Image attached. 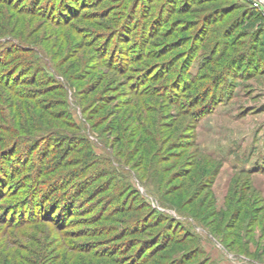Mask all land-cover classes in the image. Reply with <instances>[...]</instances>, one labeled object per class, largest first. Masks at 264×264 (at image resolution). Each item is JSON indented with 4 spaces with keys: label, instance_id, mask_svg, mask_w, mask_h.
I'll list each match as a JSON object with an SVG mask.
<instances>
[{
    "label": "rangeland",
    "instance_id": "1",
    "mask_svg": "<svg viewBox=\"0 0 264 264\" xmlns=\"http://www.w3.org/2000/svg\"><path fill=\"white\" fill-rule=\"evenodd\" d=\"M248 9L0 0V264H255L223 244L264 261Z\"/></svg>",
    "mask_w": 264,
    "mask_h": 264
},
{
    "label": "trees",
    "instance_id": "2",
    "mask_svg": "<svg viewBox=\"0 0 264 264\" xmlns=\"http://www.w3.org/2000/svg\"><path fill=\"white\" fill-rule=\"evenodd\" d=\"M244 19H248V20H250L249 22L250 23H259V22H262V21H264V16L261 14V12L260 11H258V10H255V9H248V10H246L245 11V13H244ZM242 63V62H241ZM205 155V154H204ZM207 155H205V157H206ZM215 233H217V232H215L214 231V233H209V234H212L214 237H215ZM196 234V233H195ZM189 238V237H188ZM221 244H223V242L221 241ZM224 248H226V250L227 251H229V252H231L232 254H234V255H244L245 256V258H249L250 260H263V259H261L260 258V256H258V254H260V252H263V251H260V252H257V251H255L254 250V259H253V257L251 256L252 255V253H251V251H250V249L249 248H244L242 251H237V250H235V251H233V250H231L230 248H229V246L228 245H226V244H223L222 245ZM198 251H201L203 254L205 253V249L203 248V246H199V245H195L194 247H193V249H192V253H191V255H198L199 254V252ZM208 261V262H207ZM207 261L205 262V264H210L211 263V260L209 259V257L207 258Z\"/></svg>",
    "mask_w": 264,
    "mask_h": 264
},
{
    "label": "built area",
    "instance_id": "3",
    "mask_svg": "<svg viewBox=\"0 0 264 264\" xmlns=\"http://www.w3.org/2000/svg\"><path fill=\"white\" fill-rule=\"evenodd\" d=\"M253 2L254 7L264 14V0H251Z\"/></svg>",
    "mask_w": 264,
    "mask_h": 264
},
{
    "label": "crops",
    "instance_id": "4",
    "mask_svg": "<svg viewBox=\"0 0 264 264\" xmlns=\"http://www.w3.org/2000/svg\"><path fill=\"white\" fill-rule=\"evenodd\" d=\"M254 261L255 264H264V261L263 260H252Z\"/></svg>",
    "mask_w": 264,
    "mask_h": 264
}]
</instances>
